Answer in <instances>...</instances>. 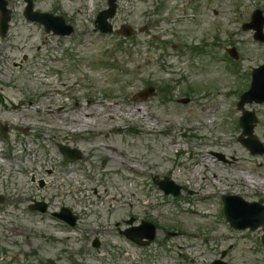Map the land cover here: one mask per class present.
Returning a JSON list of instances; mask_svg holds the SVG:
<instances>
[{"label": "rangeland", "instance_id": "rangeland-1", "mask_svg": "<svg viewBox=\"0 0 264 264\" xmlns=\"http://www.w3.org/2000/svg\"><path fill=\"white\" fill-rule=\"evenodd\" d=\"M8 1L0 123L9 124L11 137L0 138V264L12 257L21 264L55 257L57 264H129L124 251L139 264L147 254L155 264H212L229 244L228 264H264L263 232L234 229L219 217L222 194L259 199L264 185L250 182L264 177V160L237 141L233 117L241 112L231 105L243 82L207 54L237 45L248 52L243 65L258 61L251 52L262 55L264 45L241 25L256 6L264 10V0H118L114 26L130 25L133 37L95 30L107 0H32L35 11L63 15L75 28L68 36L26 19L25 0ZM189 79L197 87L209 83L186 94ZM166 84L172 93L165 96ZM148 87L152 93L141 97ZM254 107L262 126L264 105L246 106ZM57 143L80 149L83 158L65 162ZM166 175L183 187L179 199L164 197L154 183ZM33 197L71 207L81 215L79 227L29 211ZM131 216L135 224H158L147 250L118 234Z\"/></svg>", "mask_w": 264, "mask_h": 264}, {"label": "water", "instance_id": "water-1", "mask_svg": "<svg viewBox=\"0 0 264 264\" xmlns=\"http://www.w3.org/2000/svg\"><path fill=\"white\" fill-rule=\"evenodd\" d=\"M116 0H110V7L105 10V11H102L97 19V26L98 28H100L101 30L103 31H111V25L108 23V18L110 17H113L114 13H115V10H116ZM6 1L4 0H0V9L6 13ZM36 15H39V14H36ZM42 16V14H40ZM41 16L39 17V19H41ZM32 18H38L37 16L36 17H32ZM60 21H62L61 18H58ZM7 21V19H4L3 20V25H4V30H6V25H5V22ZM70 30V29H69ZM125 32H128L127 34H130L129 31H125ZM1 129L4 131L5 127H1ZM226 211H227V208H226ZM226 216H227V219L234 225H236V217L231 215L228 211L226 212ZM245 217L246 218H249L250 220L247 222V223H243V224H239L237 225L238 227H246L247 225H250L252 226V228H254L256 226V222L252 221L254 220L255 218H250L247 214H245ZM258 220V218L256 219ZM255 220V221H256ZM263 226H264V223H263Z\"/></svg>", "mask_w": 264, "mask_h": 264}, {"label": "bare ground", "instance_id": "bare-ground-1", "mask_svg": "<svg viewBox=\"0 0 264 264\" xmlns=\"http://www.w3.org/2000/svg\"><path fill=\"white\" fill-rule=\"evenodd\" d=\"M81 119H83V117H82ZM203 163H204L205 165H209V164L206 163V160H205V159H203ZM196 170L199 171L200 169L197 168ZM243 175H247V174H246V173H243ZM253 179H254V177H253ZM248 180H249V179H248ZM250 180H252V179H250ZM250 180H249V181H250ZM250 183H260V179H259V180H258V179H255L254 181L252 180Z\"/></svg>", "mask_w": 264, "mask_h": 264}]
</instances>
